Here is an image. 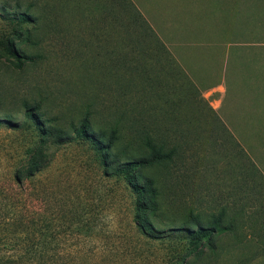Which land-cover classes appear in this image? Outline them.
<instances>
[{
	"label": "rangeland",
	"instance_id": "obj_1",
	"mask_svg": "<svg viewBox=\"0 0 264 264\" xmlns=\"http://www.w3.org/2000/svg\"><path fill=\"white\" fill-rule=\"evenodd\" d=\"M119 1L0 0V258L15 255L1 218L7 177L35 139L9 126L39 107L36 118L56 142L42 184L27 191L46 185L51 211L67 196L70 209L84 212L78 230L60 235L57 264H264L253 219L230 201L240 173L252 179L255 171L264 0ZM21 12L34 24L16 20ZM123 109L136 136L142 130L172 153L149 172L163 203L154 223L184 228L196 217L213 228L195 253L185 232L141 231L131 186L105 173L92 142L72 133L85 119L90 132L107 131Z\"/></svg>",
	"mask_w": 264,
	"mask_h": 264
},
{
	"label": "trees",
	"instance_id": "obj_2",
	"mask_svg": "<svg viewBox=\"0 0 264 264\" xmlns=\"http://www.w3.org/2000/svg\"><path fill=\"white\" fill-rule=\"evenodd\" d=\"M122 8H128V0H120ZM129 3V4H128ZM129 5V6H128ZM16 20L23 23H32L33 16L25 12L14 13ZM124 25V24H123ZM12 56L16 53L12 49L8 50ZM231 52V50H230ZM125 85H122L124 87ZM120 98L127 99L125 89H121ZM120 100V99H119ZM126 100H120L124 104ZM39 109V107H36ZM26 107L25 121L19 126H9V129L21 131L34 135L35 139L30 148H26L24 153L26 160L19 162L13 169L12 175H8V186L4 189L3 219L6 228H10L5 235L6 242L12 239L15 255L0 258V264H57L63 259L61 252L60 235L66 233L72 226L78 230V225L84 218V212L80 208L70 209L67 196L62 197L63 201L57 209L51 211L50 198L47 195L46 185L40 190L28 192L29 185L35 187L39 182V176L49 167L51 160L47 154L53 133L43 122L37 118V109ZM117 111V110H116ZM112 127L105 131L90 132L89 120L85 119L81 125L72 129L76 137L90 140L95 152L99 154L100 165L106 173L121 178L131 186L133 195L134 220L141 231L152 233H172L185 232L195 247L190 253H195L200 245H208L213 232V228L207 224H200L196 217H188L184 222V228L175 226L174 221L158 223L154 220H161L163 214L162 200L159 190V180L149 174L150 170L158 171L163 168L167 161L171 160L172 153H166L164 145L154 141L142 130L136 136L132 129L126 125V111H118ZM129 130H132L130 134ZM133 134V136H131ZM60 139V138H58ZM21 196V200L13 202L11 198L16 195ZM191 219V220H190ZM218 221L214 220V228ZM177 264L180 261L176 262Z\"/></svg>",
	"mask_w": 264,
	"mask_h": 264
},
{
	"label": "crops",
	"instance_id": "obj_3",
	"mask_svg": "<svg viewBox=\"0 0 264 264\" xmlns=\"http://www.w3.org/2000/svg\"><path fill=\"white\" fill-rule=\"evenodd\" d=\"M259 104L260 96L259 92L256 91L254 109V176H251L252 179H250L240 173L237 186L234 185L230 190L232 193L230 201H233L232 206L237 202L236 204L243 210L242 216L253 219L256 239L264 242V110L260 108ZM245 170L246 168L242 166L241 171ZM262 255L264 256V252Z\"/></svg>",
	"mask_w": 264,
	"mask_h": 264
}]
</instances>
